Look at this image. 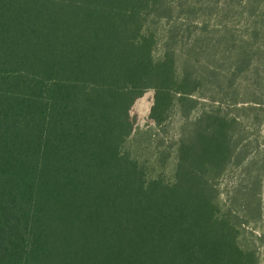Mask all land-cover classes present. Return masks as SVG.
Instances as JSON below:
<instances>
[{"label": "trees", "instance_id": "16d2710c", "mask_svg": "<svg viewBox=\"0 0 264 264\" xmlns=\"http://www.w3.org/2000/svg\"><path fill=\"white\" fill-rule=\"evenodd\" d=\"M182 2L183 24L179 0H0V264H259L216 188L241 120L196 95L264 88V0L238 1L240 34L233 0L195 27ZM139 112L178 116L168 177L131 151Z\"/></svg>", "mask_w": 264, "mask_h": 264}, {"label": "rangeland", "instance_id": "374dc122", "mask_svg": "<svg viewBox=\"0 0 264 264\" xmlns=\"http://www.w3.org/2000/svg\"><path fill=\"white\" fill-rule=\"evenodd\" d=\"M182 1L179 0L181 8L176 10L178 11L177 16H174L180 21V24L185 22V7H183L185 3ZM233 1L230 3L233 11L228 10L230 14H236L242 10V4L241 7L238 5L239 0ZM225 3L227 0H197L196 6H193L194 16L190 18L191 25L195 27L202 22L211 25L217 23L216 20L213 22L215 9H221ZM224 22L225 18H223ZM226 22L237 33L243 32L244 18H239L238 14L232 20L226 18ZM169 23L159 21L157 24V37L153 49V56L156 59L161 54L165 31ZM248 84H252V80L244 77L234 78L230 84L231 88L224 90L220 96L221 102H211L209 97L202 94L196 96L198 97L197 106H221L224 111L236 114L241 120L240 146L243 147L242 151L246 155L238 164L232 161L226 172L218 178L216 182L218 201L224 210L231 209L239 220L245 222L241 224L240 229L241 244L253 249L259 264H264V88L248 86ZM213 99L217 100V98ZM143 116V113H138L137 130L143 134L144 141L136 144L137 151L134 150V143H130V147L133 145L131 151L140 160L149 163L150 174L160 171L168 177L170 176L172 144L176 138V127L179 122L178 116H170L169 120L160 127L146 125ZM166 149L169 157H166L158 166L152 165L154 155L164 152ZM247 183H251L249 194L252 196V200L247 204L248 207L245 206L243 209L239 194L243 191L242 189H247Z\"/></svg>", "mask_w": 264, "mask_h": 264}]
</instances>
